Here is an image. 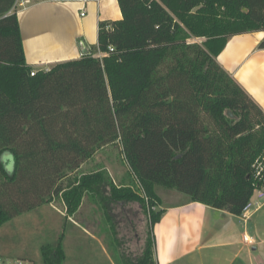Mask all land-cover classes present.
<instances>
[{"label": "trees", "instance_id": "obj_1", "mask_svg": "<svg viewBox=\"0 0 264 264\" xmlns=\"http://www.w3.org/2000/svg\"><path fill=\"white\" fill-rule=\"evenodd\" d=\"M16 2L0 0V227L57 199L73 215L98 197L109 215L105 173L82 171L108 146L133 178L111 198L150 205V244L132 264H158L159 186L243 213L264 183V108L218 56L231 36L264 30V0H118L123 17L100 22L97 46L35 75ZM63 238L42 247L43 264L54 249L65 257Z\"/></svg>", "mask_w": 264, "mask_h": 264}, {"label": "crops", "instance_id": "obj_2", "mask_svg": "<svg viewBox=\"0 0 264 264\" xmlns=\"http://www.w3.org/2000/svg\"><path fill=\"white\" fill-rule=\"evenodd\" d=\"M15 10L27 63L36 70L81 58L98 45L101 21L123 17L118 0H92L87 4L17 0ZM83 10H86L84 16L81 14ZM263 41L264 30L233 35L218 56L220 64L262 108L264 47L260 44ZM252 199V206L241 215L191 201L189 197L183 202L160 206L165 212L153 227L157 263L264 264V198L254 195ZM85 201L86 197L79 210L73 215L67 214L60 224L55 223L56 213L44 217L38 213L36 217L30 214L33 210L6 222L8 233H11L10 244L6 246H18L17 260L7 259L12 264H43L42 247L62 235L65 257L62 258L55 249L48 253L56 264H113L110 259L99 263L92 260L93 244L100 236L81 225L93 218L92 204L87 212L84 211ZM103 214L104 221H109L108 215ZM47 222L52 223L53 229L45 227ZM28 223H33L32 231ZM34 235L38 241L44 238L40 243L39 258L31 247L26 246ZM23 244L24 247L20 248Z\"/></svg>", "mask_w": 264, "mask_h": 264}, {"label": "rangeland", "instance_id": "obj_3", "mask_svg": "<svg viewBox=\"0 0 264 264\" xmlns=\"http://www.w3.org/2000/svg\"><path fill=\"white\" fill-rule=\"evenodd\" d=\"M204 38H197L196 41H202ZM99 55V53L97 54ZM53 66V65H51ZM50 66V67H51ZM3 160L8 170L13 168V160L10 153H5ZM102 170L105 173L106 180L103 184V194L110 199L109 221H104V210L101 208V199L86 197L84 211L87 212L91 205V213L93 215L90 222L81 223L86 228L95 231L99 237L93 244V262L99 263L104 260H111L113 264H132L140 259L151 240V224H150V205L139 201H116L111 198V185L117 186L128 185L132 183L133 178L130 176L129 167L125 163L119 148L115 146L105 147L99 151L91 160L82 165V171L91 172ZM157 194L160 198L161 206L176 204L187 200L188 197L174 189L165 187H157ZM159 209V207H157ZM37 210V209H36ZM90 211V210H89ZM52 215L56 213L55 223L60 224L64 217H67L66 206L61 199L55 200L53 203L43 204L37 211L33 210L30 214L34 216ZM96 215V216H94ZM30 231H32L33 223H28ZM7 225L0 228V264H12L17 260L16 253L18 246L8 247L11 233H8ZM45 227L53 229L52 223L47 222ZM68 230V229H67ZM70 232V231H69ZM8 233V234H7ZM46 234V233H45ZM51 232L50 235H52ZM69 234H72L71 232ZM37 240L35 235L29 239L26 244L34 250L36 258L41 256V241ZM23 241V240H22ZM33 242V243H32ZM12 243V242H11ZM23 244L21 247H24ZM11 248V249H10ZM2 254L6 255L3 257ZM10 256V257H7ZM13 256V257H12ZM12 258V259H7ZM70 261V260H69ZM71 263V261H70Z\"/></svg>", "mask_w": 264, "mask_h": 264}, {"label": "built area", "instance_id": "obj_4", "mask_svg": "<svg viewBox=\"0 0 264 264\" xmlns=\"http://www.w3.org/2000/svg\"><path fill=\"white\" fill-rule=\"evenodd\" d=\"M54 1L79 2V3H82V4H87L89 1H92V0H54ZM81 14L83 16L86 15V10H83ZM103 55H104L103 53H99L98 56H103ZM48 69H45V70H48ZM35 73H36V69L31 71V75H35ZM254 168H255L256 175H258L264 181V155H263L262 158H260V159H258L256 161V163L254 165ZM254 195H258L260 198H264V183H263V185L261 187H259V188H257L255 190L253 196ZM252 203H253V199L251 198L250 201L248 202V204L246 205L244 210L249 209L252 206ZM246 240H248L247 237H246ZM19 264H21V263H19Z\"/></svg>", "mask_w": 264, "mask_h": 264}]
</instances>
